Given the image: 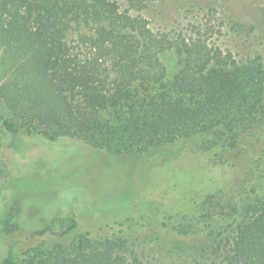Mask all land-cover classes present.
<instances>
[{
  "label": "trees",
  "instance_id": "16d2710c",
  "mask_svg": "<svg viewBox=\"0 0 264 264\" xmlns=\"http://www.w3.org/2000/svg\"><path fill=\"white\" fill-rule=\"evenodd\" d=\"M151 1L0 0V127L11 150L28 136L86 135L82 103L115 117L88 125L108 140L141 135L148 146L137 155L166 146L176 157L189 147L219 164L241 163V148L264 131V64L240 66L197 36L155 32L144 14ZM263 161L264 145L235 196L202 202L196 215L190 203L192 214L183 204L151 228L152 219L128 218L81 233L72 218L62 233L48 226L33 235L48 240L40 252L56 254L53 264H264ZM21 213L19 199L2 210L1 239L19 233ZM17 259L13 245L0 251V264Z\"/></svg>",
  "mask_w": 264,
  "mask_h": 264
},
{
  "label": "rangeland",
  "instance_id": "374dc122",
  "mask_svg": "<svg viewBox=\"0 0 264 264\" xmlns=\"http://www.w3.org/2000/svg\"><path fill=\"white\" fill-rule=\"evenodd\" d=\"M144 14L155 32L190 42L198 37L210 49L229 51L240 66L255 60L264 64V0H153ZM83 107L76 105L84 112L86 120L80 119L88 132L76 140L54 131L50 140L25 137L16 151L9 148L10 137L0 127V218L13 200L19 199L22 205L20 231L0 238V251L13 245L17 264H53L56 254L40 252L46 246H39L48 240L33 234L48 226L62 233L73 225L72 218L81 233H98L99 228L128 218L139 223L152 219L151 228L160 226L158 215L186 209L190 203L195 215L202 202L227 203L264 145L262 131L260 141L241 148V163L235 167L189 147L176 157H168L174 148L166 146L137 155L148 146L141 135H110L108 140L88 125H113L115 117L95 116ZM256 176L257 189L264 195V161ZM188 213L192 214L190 209Z\"/></svg>",
  "mask_w": 264,
  "mask_h": 264
}]
</instances>
